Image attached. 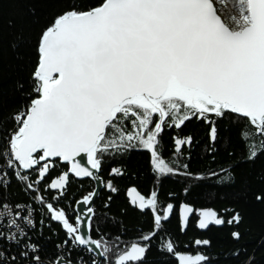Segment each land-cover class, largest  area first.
Returning a JSON list of instances; mask_svg holds the SVG:
<instances>
[{
	"label": "snow or ice",
	"instance_id": "6c2138e0",
	"mask_svg": "<svg viewBox=\"0 0 264 264\" xmlns=\"http://www.w3.org/2000/svg\"><path fill=\"white\" fill-rule=\"evenodd\" d=\"M25 14L0 26V79L26 73L19 103L0 89V264H224L173 221L226 231L237 264H258L241 242L244 205L264 207V0H29ZM198 149L210 163L194 169ZM170 177L181 191L163 192ZM212 179L232 188L220 208L189 198ZM130 212L147 225L132 237Z\"/></svg>",
	"mask_w": 264,
	"mask_h": 264
},
{
	"label": "trees",
	"instance_id": "16d2710c",
	"mask_svg": "<svg viewBox=\"0 0 264 264\" xmlns=\"http://www.w3.org/2000/svg\"><path fill=\"white\" fill-rule=\"evenodd\" d=\"M29 0H12L10 6L6 7L4 12L0 14V26L6 24L7 20L13 19L16 21L17 27L19 28L22 24L26 25L31 23L32 18L27 16L26 5ZM47 10V9H46ZM8 30H5L4 34H7ZM13 53L10 49H5L3 52V59L11 60ZM19 76H25L26 73H13L6 79H0V89L4 90V97L6 98L9 105L19 103L18 94L14 95L12 92V85L14 80ZM227 126V125H226ZM189 131L195 130V125H189ZM236 141L233 140V144ZM199 155L194 158L193 168H203L205 164L210 163L202 149L197 150ZM237 151H240L237 148ZM167 158V154H165ZM218 161L225 167L229 166L230 157L226 152L221 151L218 156ZM146 156L142 153H133L130 159V164L133 168L139 169L142 176L146 173ZM212 167L219 170V164L212 165ZM260 167V162H257L256 168ZM243 172L249 171V165L247 163L243 164ZM120 186L123 189L128 181H120ZM184 180L181 177L175 178H165L163 182V192L166 193L170 190L181 191V186L184 184ZM87 186V185H86ZM150 185L145 183L142 185V190H147ZM182 194V193H181ZM198 205H207L220 208L226 201H231L233 199L232 188L228 183H220L216 179L207 180L204 182H197L195 185V190L191 192L189 197ZM118 204L124 203V196L121 195L120 199L117 201ZM247 212V223L246 228L250 231L247 232L244 241L241 243L247 248V252L250 255L255 256L258 264H264V207L259 205H244ZM130 231L128 232V237L135 235V229L139 226L147 227L144 222V218L139 215V213H129L126 221ZM176 221H173L172 229L175 234V238L178 239L182 244H188L189 241L194 238H212L214 240V247L211 249L214 257L220 258L224 264H237L234 257L230 255L234 248H238L240 245L235 244L230 241L226 231L218 230L213 228L210 233L201 234L195 226H192L188 231L187 235L180 234L175 229ZM193 250L195 246L192 245ZM152 260L154 264H162L163 258L153 251Z\"/></svg>",
	"mask_w": 264,
	"mask_h": 264
},
{
	"label": "water",
	"instance_id": "95a60500",
	"mask_svg": "<svg viewBox=\"0 0 264 264\" xmlns=\"http://www.w3.org/2000/svg\"><path fill=\"white\" fill-rule=\"evenodd\" d=\"M200 233H205V232H202V231H200V230H198Z\"/></svg>",
	"mask_w": 264,
	"mask_h": 264
},
{
	"label": "flooded vegetation",
	"instance_id": "af4514ba",
	"mask_svg": "<svg viewBox=\"0 0 264 264\" xmlns=\"http://www.w3.org/2000/svg\"><path fill=\"white\" fill-rule=\"evenodd\" d=\"M167 159V158H166ZM170 178H175V177H170Z\"/></svg>",
	"mask_w": 264,
	"mask_h": 264
}]
</instances>
